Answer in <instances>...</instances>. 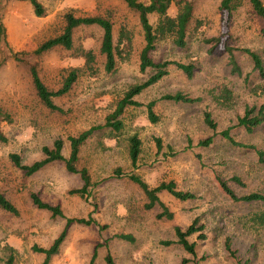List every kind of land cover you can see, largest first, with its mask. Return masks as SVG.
Instances as JSON below:
<instances>
[{
	"label": "rangeland",
	"instance_id": "obj_1",
	"mask_svg": "<svg viewBox=\"0 0 264 264\" xmlns=\"http://www.w3.org/2000/svg\"><path fill=\"white\" fill-rule=\"evenodd\" d=\"M147 2V0H139ZM194 20L201 26L194 31L193 22L184 48L162 41L150 53L154 62L194 63L193 77H187L174 66L157 84L134 98L139 105L128 107L120 116L123 127L114 139L107 137L109 128L93 132L82 146L78 167L85 168L91 179L88 194L81 198L70 191L82 187L78 174L68 173L62 162H53L31 176L15 168L8 156L19 155L22 164L31 165L43 159L42 148L63 141L62 155L68 157V137L90 128L105 125L129 86L148 78L151 71L139 72L138 55L144 45L137 14L120 0H39L44 9L36 17L27 1L0 0V22L6 41L15 52H32L47 39L58 35L62 16L73 11L77 16L108 17L113 26V40L126 29L133 36L132 51L126 62H118L114 73L104 72V58L99 53L102 32L97 26H81L74 30V50L55 48L29 58L36 66L43 84L56 91L66 70L83 68L76 83L63 96L53 98L62 112H50L36 98L28 65L12 60L0 45V108L11 122H1L7 139L0 143V194L17 209L16 216L0 209V264L12 254L13 264H40L43 256L33 246L46 248L64 226V219L34 207L30 193L51 206H59L66 218H88L97 225L69 228L60 253L51 264H106L110 255L114 264H264V225L254 221L263 210L260 202H236L227 196L218 180L226 182L237 197L258 193L264 196V123L252 133L236 126L246 106H264V95L252 93L261 83L252 70L247 49L259 55L264 66V37L260 34L262 20L254 14L248 0H239L236 10L219 9L222 0H190ZM264 1V0H263ZM175 14L171 7L169 15ZM156 22V16H150ZM219 38L212 53L204 39ZM224 46L233 48L242 77L230 73ZM91 51L93 70L75 51ZM247 77L246 82L244 78ZM231 92L229 107L215 102L222 89ZM182 92L196 103H173L161 100L163 95ZM154 101L156 123L147 118L146 105ZM209 112L215 130L203 122ZM229 130L232 139L254 149L231 145L221 137ZM136 135L141 142L140 154L133 168L127 155L128 138ZM212 138L209 146L199 143ZM121 174H116V171ZM140 176L150 187L160 182H174L179 191L195 195L191 201H178L167 193L159 199L173 214L172 220L157 219L158 206L145 210L146 200L128 175ZM233 178L238 181L235 182ZM202 225L201 233L188 238L195 244V256L176 244L174 227L187 228L194 220ZM202 234L204 239H199ZM129 235L133 242L117 236ZM230 243L234 256L225 249ZM99 245V246H98Z\"/></svg>",
	"mask_w": 264,
	"mask_h": 264
},
{
	"label": "trees",
	"instance_id": "obj_2",
	"mask_svg": "<svg viewBox=\"0 0 264 264\" xmlns=\"http://www.w3.org/2000/svg\"><path fill=\"white\" fill-rule=\"evenodd\" d=\"M17 1H27L30 3L33 9V13L36 17H42L44 14V9L40 4L39 0H17ZM123 2L127 8L134 11L138 16V22L141 29V35L144 45L138 55L139 58V72L146 73L148 70L151 74L148 78L140 83L133 84L128 87V89L123 93L120 100L115 104V108L112 113H110L107 118L105 125L99 127L90 128L76 136L68 137L67 141L69 143V154L68 157H63V141L60 139L55 140L50 148L43 147L42 154L43 159L36 161L31 165H24L21 162L19 155L9 154L8 158L11 164L22 171L25 176H31L42 169L45 165L53 162H62L68 173L78 174L81 181L82 187L77 190L70 191V194H76L81 198H84L88 194V188L91 186V179L88 171L85 168L78 167L79 154L82 146L86 141L92 136L93 132L102 128H109L110 131L107 137L110 139L115 138V134H118L123 124L121 122L120 116L124 113L125 109L128 107H137L139 104L134 101V98L141 94L147 88L157 84L163 78L168 75V69L170 66H174L177 70L181 71L187 79H191L196 68L194 63L184 64L180 62H154L150 53L155 50V46L162 41H170L177 48H184L189 37V29L192 23H195L193 28L196 31L200 26V21L194 20L193 17V4L190 0H147V2H141L139 0H120ZM249 5L256 16L262 20V28L260 34L264 37V1L263 0H248ZM239 6V0H222L219 9L223 12L230 13L236 10ZM171 7L175 8V14L173 16L169 15V10ZM150 16H156V22L152 24L150 22ZM63 25L61 27L60 33L55 35L46 41L42 42L37 49L32 52H15L11 49L6 41L5 29L0 22V45L3 47V51L8 53L9 57L18 63H23L28 65L29 76L31 80L32 87L34 89L36 98L39 102L50 112H62L59 107L53 103V98L60 97L69 92L72 86L76 83L79 78L83 68H70L66 70L65 76H63L61 85L56 91H50L42 82L39 77L38 71L34 64L30 63L29 58L33 56H39L43 53L49 52L55 48H62L64 50H74L73 47V33L74 30L81 26H97L101 32V43L99 48L100 55L104 58L103 69L107 74L114 73L116 70V65L118 62H126L132 51V41L133 36L126 29H121L119 31L116 42L113 40V26L108 17L103 16H92V17H82L77 16L73 11H67L62 16ZM219 38L215 39H204L203 43L205 45H210L209 53H212L214 47L218 46ZM224 52L227 54V66L230 69V73L237 77H242V70L237 60L234 57V49L224 46ZM252 62V70L256 72L261 80L258 86H255L251 91L254 94L264 95V66L261 58L255 52L244 49L242 50ZM75 54L82 57L85 60V67L89 70H93L92 64L95 62L94 55L91 51L76 50ZM4 60L0 63V65ZM247 77L244 78L246 82ZM161 100L171 101L173 103H196L200 99H192L182 92H176L174 94L163 95ZM215 102L219 106L229 107L232 100V95L226 88L222 89L221 93L214 98ZM155 102L152 101L146 105L147 118L151 123L157 122V117L153 112V107ZM1 122H11L10 116L0 108V123ZM204 124L211 130H215L216 124L211 118L209 112H204L203 114ZM264 123V106H246L242 116L237 118L236 126L241 127L247 133H252L256 128ZM221 137L227 140L231 145L244 148V149H254L251 146L243 145L235 142L229 135V130L221 132ZM127 143V155L131 166L134 168L137 164L141 142L136 135L128 138ZM7 139L3 135L0 129V143H6ZM212 142V138H208L199 143L200 146H209ZM259 158L264 155L263 152L255 150ZM116 174H121L120 171H116ZM128 179L135 184L139 190L142 192L146 203L144 204L145 210H151L155 206H158L161 212L156 216L157 219L165 218L166 220H172L173 214L168 210L163 202L159 199L160 193H167L173 199L184 202L191 201L195 199V195L189 192L179 191L175 187V183L170 182H160L155 187H150L140 176L135 174L128 175ZM235 182L238 180L233 178ZM219 186L223 192L229 196L230 199L236 202H260L263 206V210L254 215V221L259 225H264V196L258 193H252L249 195H244L237 197L233 191L227 186L226 182L219 179ZM29 198L34 207L39 210L48 212L53 217H58L64 219V226L57 237L52 241V243L46 247L33 246L32 251L34 253L43 256V260L40 264H51L52 259L60 253L61 246L66 240L68 230L73 225H80L84 227H89L97 225L96 221L89 216L88 218H66L59 206H51L40 200L37 194L30 193ZM0 209L6 213L16 216L18 214L17 209L14 205L7 200V198L0 194ZM198 220H194L187 228L180 229L179 227H174L175 241H163L161 242L164 246H169L172 244L179 245L183 251L189 255L195 256V244L190 243L188 238L192 235L201 233L203 231V226H197ZM123 241L133 242V238L129 235H119L117 236ZM199 239H204L202 234L198 235ZM99 246V245H98ZM225 249L229 252L230 256H234V252L231 250L230 243L228 240L225 241ZM96 258V252L93 253L89 264H93ZM106 264H114L110 255L107 254L104 258ZM184 264L187 260L182 261ZM14 256L9 254L5 260L4 264H13ZM240 264V263H238ZM244 264V263H243Z\"/></svg>",
	"mask_w": 264,
	"mask_h": 264
}]
</instances>
